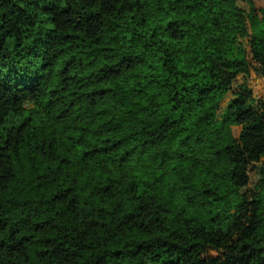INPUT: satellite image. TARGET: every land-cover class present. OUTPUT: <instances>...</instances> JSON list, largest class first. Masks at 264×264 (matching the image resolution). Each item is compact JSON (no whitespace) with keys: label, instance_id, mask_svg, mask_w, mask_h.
Here are the masks:
<instances>
[{"label":"trees","instance_id":"1","mask_svg":"<svg viewBox=\"0 0 264 264\" xmlns=\"http://www.w3.org/2000/svg\"><path fill=\"white\" fill-rule=\"evenodd\" d=\"M245 1L0 0V264H264Z\"/></svg>","mask_w":264,"mask_h":264},{"label":"rangeland","instance_id":"2","mask_svg":"<svg viewBox=\"0 0 264 264\" xmlns=\"http://www.w3.org/2000/svg\"><path fill=\"white\" fill-rule=\"evenodd\" d=\"M238 5L240 9L243 10L245 13H248L250 11L251 6H253L256 11H259L261 9H264V0H247L245 2H240ZM240 44L248 51L247 39H241ZM243 84H245L249 89L252 90L253 96L257 101L264 100V78L258 76L254 71H251L248 77H238L237 81L235 82L229 94L227 95V98L221 105L220 110L218 111V118L220 117L222 110L226 106L227 102L231 100L232 95L237 92L238 88ZM233 131L235 137L238 138L241 129L234 128ZM250 178V184L245 191L248 193H253L258 185V177L256 175V172L252 171L250 174Z\"/></svg>","mask_w":264,"mask_h":264},{"label":"crops","instance_id":"3","mask_svg":"<svg viewBox=\"0 0 264 264\" xmlns=\"http://www.w3.org/2000/svg\"><path fill=\"white\" fill-rule=\"evenodd\" d=\"M241 129V128H240ZM234 130V129H233ZM240 134V133H239Z\"/></svg>","mask_w":264,"mask_h":264},{"label":"snow or ice","instance_id":"4","mask_svg":"<svg viewBox=\"0 0 264 264\" xmlns=\"http://www.w3.org/2000/svg\"><path fill=\"white\" fill-rule=\"evenodd\" d=\"M54 27V26H53Z\"/></svg>","mask_w":264,"mask_h":264}]
</instances>
